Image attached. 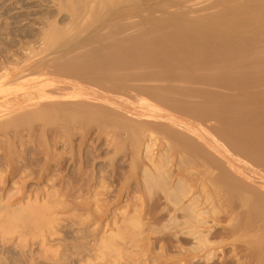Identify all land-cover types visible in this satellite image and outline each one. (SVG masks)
<instances>
[{
	"label": "bare ground",
	"instance_id": "1",
	"mask_svg": "<svg viewBox=\"0 0 264 264\" xmlns=\"http://www.w3.org/2000/svg\"><path fill=\"white\" fill-rule=\"evenodd\" d=\"M157 1L48 0L0 38V238L50 231L88 178L95 261L264 264V0ZM99 144L127 170L88 173Z\"/></svg>",
	"mask_w": 264,
	"mask_h": 264
},
{
	"label": "rangeland",
	"instance_id": "2",
	"mask_svg": "<svg viewBox=\"0 0 264 264\" xmlns=\"http://www.w3.org/2000/svg\"><path fill=\"white\" fill-rule=\"evenodd\" d=\"M160 1L161 0L157 2L161 4ZM53 14H55L54 8L51 4H49L48 0L47 2L43 0H0V27L3 26V23L8 20L13 21L12 19H14L16 16H17L16 18L18 19V22H17V19L15 18L14 21H16V23L11 24V26L9 25V27H7L8 29L7 28L5 29L4 27L5 25L3 26L4 29L2 27H1L2 29L0 28V38L5 39V40L6 38H8L9 40V38L11 37L9 36L10 34H8L9 32L10 33L13 32L15 34V32L17 33V31L18 33L21 32L22 29L35 32L36 29L40 27L38 22L41 21V19L49 15H53ZM63 16L64 14L61 13L59 14V16H57V19H61ZM3 37H6V38H3ZM1 46L2 44L0 43V47ZM90 141L91 140H89V142ZM99 145L101 146V149L98 148V151L96 153L98 156H100L99 159H96V161L93 159L89 161V158L87 159L88 165L86 163L85 169L88 170V173H91L93 169H97V168H99V170L101 171L109 172L113 169L114 164L119 165V166L122 164L121 167L117 166L119 167L118 170H120L121 172L122 171L125 172V170H127L128 165L126 164L128 163L125 161L124 158L120 159L122 160L121 162H119L120 164L115 163V160L113 162L112 161L110 162L109 156L111 157L112 153L106 152L107 150L105 151L104 147H102L101 144ZM81 149L83 150V147ZM81 149L80 151L82 153ZM86 152H88L87 149H86ZM105 152H106V155H105ZM116 158H118V156ZM109 163L111 164L114 163V164H112L111 166ZM98 164L100 165L98 166ZM124 166L126 167L124 168ZM64 167L66 168V170L64 168L63 171L64 170L65 171L63 173L73 171L72 168L74 167H75L74 170L76 172V166L74 167L72 165L70 166V163L67 165V167L66 165ZM122 167L124 168V170L121 169ZM87 179L88 178H86V181L85 180L82 181L79 179L76 180L75 178L74 180L70 181V183L72 182L71 186H73V188L77 187V189L76 188L73 189L75 190L74 192L77 191L79 193V194L77 192L74 193V195L77 194L75 195L74 198H73L74 195L71 196V192L73 190L72 191L69 190L65 192L66 194L70 192L68 195L65 194L67 197H64L65 195L61 196V194H59L60 196L57 199L59 204L53 206V208L51 209L49 213L52 223L49 229L50 231L47 230L48 233H45L47 232L46 230L45 231L42 230L39 236H35V237L28 236L27 241L21 242V243H18V242L16 243L17 240L14 239L16 238L15 237L16 235H14V238L12 237L11 239L7 237H6L7 239L0 238V264H96V263L102 264V262L104 264V261H101L100 259H99L100 261L94 260L95 259L94 256H96V254L94 255L95 248H93L94 246L92 244L94 243L93 241L94 239H96L94 237L97 233H99V230L97 232L93 230V228L96 229L95 227H98L97 226L98 224L94 222V220L92 219V214H91L93 211V207H92L93 200H92V195H91L92 191L90 190H91V186L94 183L93 181L91 182L90 179L87 182ZM39 181L36 179L35 180L29 179L26 182V193L29 195L32 194L30 196V199L32 200L35 199V196L37 195H38L37 196L38 198L43 197L44 194H46L44 192L45 191L48 192L47 190H49L50 188L49 186H51L52 184H55L57 188H58L57 185H59V182H60V185L63 184L60 180L59 181L56 180V182H53V183L52 182L45 183V181H42V180H39ZM79 181L81 182L79 183ZM66 183L68 184V182ZM66 183H64L63 185H66ZM83 183L85 185H83ZM103 183L104 182H101L100 184L104 185ZM66 186L67 188H69L68 187L69 185H66ZM79 189L82 192L79 191ZM30 190H31V193H30ZM100 191L96 193L97 194L99 193L97 195V199H99V204L101 206V204L105 205L107 202L104 203L105 197L104 195H101L103 191L102 192ZM113 195H115V193H112L110 197H112ZM68 197L69 199H67ZM100 211L101 212L99 213L97 212L99 215L102 214V212H104L102 210ZM102 223L103 221H101V224ZM93 233L95 234L93 235ZM156 251L157 250L154 251L155 253L151 252V254L150 252L146 253L144 251L142 252L141 255L138 256L137 261H133L134 263L133 262L132 263L133 264H158L159 261L156 259V256L158 257V254H157L158 251L157 252ZM128 262L131 263L130 261ZM128 262H126V260H119V261L113 262V264H129Z\"/></svg>",
	"mask_w": 264,
	"mask_h": 264
}]
</instances>
